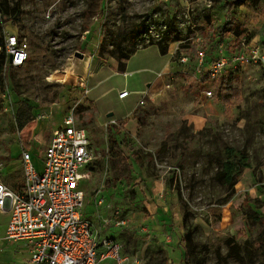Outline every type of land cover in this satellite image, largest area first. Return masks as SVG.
Masks as SVG:
<instances>
[{"label":"rangeland","instance_id":"obj_1","mask_svg":"<svg viewBox=\"0 0 264 264\" xmlns=\"http://www.w3.org/2000/svg\"><path fill=\"white\" fill-rule=\"evenodd\" d=\"M227 13L245 34L254 32L241 42L228 34L230 49L244 41L264 54V0H21L19 22L0 14L2 38L18 32L30 52L25 65L0 72V180L12 188L22 182L20 135L28 126L48 134L73 111L95 152L82 170L89 174L82 184L85 211L121 244L122 264H244L229 255L227 240L252 244L260 227L247 224L254 211L264 216V66L228 69L206 98L193 67L178 63L188 51L194 64L198 44L216 48L211 26L222 25ZM134 49L128 74L119 71L112 54ZM234 74L241 95L225 103L222 81ZM148 88L146 104L138 106ZM122 89L131 92L126 99L119 98ZM120 112L124 123L115 133L121 140L129 132L123 163L107 131ZM32 143L40 166L44 149ZM228 159L243 162L234 186L217 178ZM8 221L0 212V241ZM9 242L0 246V264L20 263ZM251 264H264V252Z\"/></svg>","mask_w":264,"mask_h":264},{"label":"built area","instance_id":"obj_2","mask_svg":"<svg viewBox=\"0 0 264 264\" xmlns=\"http://www.w3.org/2000/svg\"><path fill=\"white\" fill-rule=\"evenodd\" d=\"M206 48L197 45L194 64L188 51L178 55V63L193 67L199 86L196 89L206 98L215 95L214 87L221 84L228 69L261 62L264 66V54L253 43L242 41L240 48L230 49L228 41H219L215 50L207 52ZM5 50L4 74L25 65L30 56L26 38L14 32L6 35ZM177 53L176 50L174 54ZM86 89L90 91L88 85ZM149 92L150 89L142 92L138 106L146 104ZM130 94L122 89L119 98ZM20 147L22 182L12 188L0 180V212L9 214L5 239L22 242L29 252L24 264H101L108 259L122 264L125 258L121 244L114 237L103 236L85 211L82 184L89 174L82 170H88L95 161V152L87 129L80 125L75 113L65 115L62 124L53 130L43 150L40 169L31 148H23L21 139ZM123 223L116 221V225Z\"/></svg>","mask_w":264,"mask_h":264},{"label":"trees","instance_id":"obj_3","mask_svg":"<svg viewBox=\"0 0 264 264\" xmlns=\"http://www.w3.org/2000/svg\"><path fill=\"white\" fill-rule=\"evenodd\" d=\"M20 12H21V0H16V3L13 6H7L4 5L3 2H0V14L6 15L8 19L12 20L14 23L19 22L20 20ZM229 12V10H228ZM1 21V16H0ZM211 31L213 37L216 38V44L219 41H225L227 42V36L228 34H235L236 35V41L241 42L242 38H247V40H251L254 36V32H250L248 34H245V28L242 27V25L237 22V20L233 17H230V13L226 14L225 21L222 25L214 27L211 26ZM18 35H21L20 33L16 32ZM176 40V38H171L169 43H172ZM158 47L160 51L163 54L167 53V47L164 45L158 44ZM138 49H134L131 51H119L117 54L113 53L112 56L115 57L117 61V68L121 72H126L127 63L131 56L137 51ZM215 50V49H213ZM6 60V50H5V39L1 36V26H0V72L3 71V65ZM222 88L220 91V99L221 101H224L227 103L230 101V98L235 97L239 98L241 95V89H240V77L237 74H234L233 76L229 77L226 76V79L222 81ZM121 123H124L122 120L117 121V125H115L112 122L107 123V131L112 134L111 135V145H112V151L115 154V160L118 162H125L126 157L122 148V143L125 141V137L129 135V132H124L123 138L120 140L117 136V133L119 131L117 130V133H115V129L119 127L118 125ZM34 124H31L28 126L26 131H23V133L20 135V139L22 141V147L25 149L31 148V145L33 144V136H34ZM121 129V128H120ZM35 143V142H34ZM228 153L231 154L233 152V149L231 147L225 146ZM243 166L242 160L238 161H232L230 159L226 160L223 163V169L218 173L217 178L222 180L223 182L230 184L231 186H234V184L237 181L238 178V172ZM111 182L109 180L105 181V185H110ZM87 213V212H86ZM88 214V213H87ZM89 215V214H88ZM253 219L251 222H248L247 227L248 229H254L257 226L260 227V233L257 237V239L250 245L244 246L242 248L239 243L235 242L234 238H229L227 240V243L229 245V255L234 256L238 261L244 263V264H251L254 261V258L261 252H264V216L258 214L257 212H253ZM90 216V215H89ZM229 220L228 216H225L223 218V221L221 223L222 228H226L227 222ZM187 257L184 258V263H187Z\"/></svg>","mask_w":264,"mask_h":264},{"label":"crops","instance_id":"obj_4","mask_svg":"<svg viewBox=\"0 0 264 264\" xmlns=\"http://www.w3.org/2000/svg\"><path fill=\"white\" fill-rule=\"evenodd\" d=\"M126 74H128V71H126ZM158 79V78H157ZM158 81V80H157ZM150 86H152L153 88H154V84L153 83H149L148 84V87H150ZM153 88H148V89H150V92H149V94L148 95H150V93H151V91H153ZM148 89H146V90H148ZM143 91H145V89L144 90H142V91H140V92H143ZM126 99V98H125ZM123 113L122 112H120L119 113V119L118 120H121L120 118H123V115H122ZM34 126H35V124H34ZM33 126V127H34ZM34 129V128H33ZM55 128H53V129H51L50 131H49V133L47 134V130L46 131H38V133H34V136H33V138L34 139H39L40 140V142H37V141H35V144H37L38 146H40V147H42V149H44L45 147H46V145L49 143V141H50V139H51V136H52V132H53V130H54ZM37 167L40 169L41 168V165L39 166V165H37ZM22 174H23V170H22ZM21 180H22V178H21ZM7 228V227H6ZM6 230V229H5ZM108 232V231H107ZM107 232L104 234L103 233V236H107ZM5 233H6V231L4 232V234H3V236L1 237L2 239H1V241L0 242H2V244H0V246H2L3 247V250H4V248L7 246V245H9V241L8 240H6L5 239ZM115 238V237H114ZM5 239V240H4ZM4 243V244H3ZM11 243L13 244H11L12 246H13V248H11V250L14 252L13 253V256H15V258H16V260L18 259V260H20V263H12V264H24L27 260H28V258H29V252L27 251V249L25 248V246L22 244V242H12L11 241ZM106 261H108V260H106ZM103 262H105V261H103ZM103 262L101 263V264H103Z\"/></svg>","mask_w":264,"mask_h":264},{"label":"water","instance_id":"obj_5","mask_svg":"<svg viewBox=\"0 0 264 264\" xmlns=\"http://www.w3.org/2000/svg\"><path fill=\"white\" fill-rule=\"evenodd\" d=\"M81 56L83 55L82 53H80V52H78ZM113 113L111 112V113H109L108 115H112Z\"/></svg>","mask_w":264,"mask_h":264}]
</instances>
